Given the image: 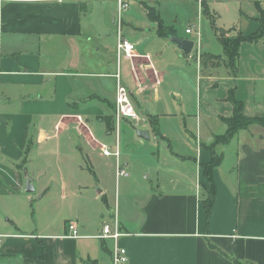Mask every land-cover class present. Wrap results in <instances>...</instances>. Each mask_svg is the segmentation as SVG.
Returning <instances> with one entry per match:
<instances>
[{
    "label": "crops",
    "instance_id": "1",
    "mask_svg": "<svg viewBox=\"0 0 264 264\" xmlns=\"http://www.w3.org/2000/svg\"><path fill=\"white\" fill-rule=\"evenodd\" d=\"M99 1L113 4L112 12L90 19L86 3ZM183 1L197 2L203 46L195 57L171 41H191L193 33L168 34L157 17L149 32L123 22L122 34L136 53L150 56V62L135 60L136 73L121 61L148 141L137 136L132 120H115L116 1L0 2V264H112L116 242L98 236L114 219L127 264H264V125L215 145L234 114L231 93L245 118L264 120V0ZM207 1L227 6L229 21L213 25V36L203 28ZM220 34L242 37L234 68L225 66ZM101 79L114 83L113 102ZM124 128L133 130L125 145ZM103 147L119 156H105ZM214 156L220 164L213 170L215 203L207 219L203 201L211 186L203 167ZM119 168L142 169L146 179L155 174V182L138 186L129 173L120 177L116 214L107 218L105 183L112 171L119 180ZM28 180L33 193L26 191ZM54 188L60 195L49 202L62 203L65 213L59 227L40 214ZM30 210L31 223L25 220ZM71 222L77 239L67 237Z\"/></svg>",
    "mask_w": 264,
    "mask_h": 264
},
{
    "label": "rangeland",
    "instance_id": "2",
    "mask_svg": "<svg viewBox=\"0 0 264 264\" xmlns=\"http://www.w3.org/2000/svg\"><path fill=\"white\" fill-rule=\"evenodd\" d=\"M130 7L128 9L129 13V17L127 16V12L123 13V22L125 24H129V26L131 25H135L138 28H142V30H144L145 32H149V30L153 31L156 30L154 29L155 26V18H161L163 19L165 26L167 27V33L170 34L171 30L173 29L174 31L172 32V34H177V36H186V30H191L192 31V35H191V41L194 43V49L192 51V53L190 54L191 56L196 55L197 51L201 50L202 48V44L198 41L197 36L199 33V26H198V21H200V16H199V12H198V8H197V2H188V1H175V0H139V1H131L129 2ZM87 10L86 14L90 15L89 18L91 19L92 16H97L99 13L101 15V17H107L111 14L112 9H113V4L111 5L109 1H99V2H87ZM206 6V10L208 12V10H211V14L213 15V17H208L206 18V15H203V22H204V32L206 34V36H213V25L215 27H222L224 26V24H226L229 21V18L226 16V3L225 2H210L207 1L205 3ZM174 22H177L176 24ZM125 27H127V25H125ZM110 37L112 38V42L113 39L115 38V30L114 27L111 26L110 27ZM130 28V27H129ZM157 28V27H156ZM152 37L151 34L147 35ZM226 37V36H225ZM236 37H233V39ZM201 46V47H200ZM213 46V45H211ZM153 47H158L155 46V44L153 45ZM127 68L125 69V64L123 65V76H125V71L127 72ZM123 83L126 85V87H131V84H133V82H131V80L129 79L128 81H125L123 79ZM101 83L102 84H106V93H107V99L111 102H113L111 95L114 92V83L111 80H105V79H101ZM105 86V85H104ZM133 102L136 105V102L134 101L133 98ZM138 106V105H137ZM139 109L141 110V108H144L143 112L145 115H148V110L146 108V106L139 101ZM140 110L139 113H140ZM135 129L140 130L139 128L141 127L140 125L137 127L134 124L132 125ZM131 128V126H129ZM130 128H124L123 130V144L125 145L126 143V136L129 135H133L132 131L130 130ZM142 128V127H141ZM150 130V129H149ZM102 134L104 136H106V132L103 130L102 127ZM151 135H154V131L151 129L150 130ZM135 134V131H134ZM129 141V140H128ZM110 144H109V148L112 149L114 151L115 148V142H114V137H112L110 139ZM146 143L145 146L146 148L149 146V148L151 147V145H153V142L149 141V142H144ZM133 150L137 149L136 146H130ZM146 149L147 151L150 149ZM125 149V148H124ZM145 149L140 150V152H147ZM113 160V159H112ZM114 163V161H113ZM86 166V164L84 165ZM83 166V167H84ZM86 169V168H85ZM87 170V169H86ZM126 171V170H125ZM127 173H129L130 175V180L134 183V185H146L149 186L151 185L153 182H155V174H152V178L151 179H146L145 175L142 176V169H132L131 168H127ZM88 175V174H87ZM120 177L123 176H119L118 178L119 180H116L115 174L112 172H110L107 175V179H106V183L105 185L108 188V192H109V199L110 201L108 202V206L106 204L104 205L105 208V213L107 214V218H109V215H115L116 214V202L114 199V195H115V188H116V184H118V182L120 181ZM123 178H121L122 180ZM100 190V188L96 189L95 191L98 192ZM37 192H40V190H38ZM121 193H123V191H121ZM59 190L57 191L55 188L50 192L49 195H47L43 201L41 202V205L46 204L47 202H49V199H52L53 201H56L59 197ZM42 196V195H41ZM121 200H122V196H121ZM58 205H54L53 202H49L47 206H45L44 208H41V212L40 214H45L44 216H47L48 218H46V221H48V219L54 220L55 221V226L59 227L64 225L65 219H64V210L62 207V203H57ZM34 219V214L32 212V210H30V212L26 215L25 220L27 222H32ZM112 222V221H111Z\"/></svg>",
    "mask_w": 264,
    "mask_h": 264
},
{
    "label": "built area",
    "instance_id": "3",
    "mask_svg": "<svg viewBox=\"0 0 264 264\" xmlns=\"http://www.w3.org/2000/svg\"><path fill=\"white\" fill-rule=\"evenodd\" d=\"M6 1V0H0ZM118 4L117 16L114 19V24L118 30L117 36V45H116V55H117V70L113 75L116 82V90H115V120L119 123L122 119H130L134 122L135 126H139L141 124V119L137 114V108L133 102L132 94L130 90L125 86L122 79L121 73V61L126 60L131 63V69L133 73L138 71V66L135 63L136 59H145L150 62V56H140L136 53L137 49L135 44L127 40L122 34L123 28V13L128 11L130 4L129 2L132 0H114ZM187 34H191V30H186ZM201 35L198 33V41L200 42ZM138 81V80H137ZM138 88H142L141 84H138ZM78 120L82 123L81 117H78ZM103 154L105 156H119V152L111 153L108 148L103 147ZM119 176H128V173L124 169L118 170ZM68 234L67 237L77 239L80 237L77 224L75 222H71L68 224ZM123 236V234L119 231L118 221L114 219L112 224H105L103 227L102 234L98 236L100 239H112L116 242V246L114 252L112 254V264H127L128 256L126 249L117 245L118 239Z\"/></svg>",
    "mask_w": 264,
    "mask_h": 264
},
{
    "label": "trees",
    "instance_id": "4",
    "mask_svg": "<svg viewBox=\"0 0 264 264\" xmlns=\"http://www.w3.org/2000/svg\"><path fill=\"white\" fill-rule=\"evenodd\" d=\"M203 14L207 16L208 12L206 10H203ZM218 39L221 42L225 51V56H226L225 66L234 68L238 57L237 47L238 44L242 41V37L238 36L233 39L232 37H227V36L225 37L224 34H220ZM229 101L234 106V114L232 118L225 120V123L228 126L227 132L224 136L217 138L215 145L228 143L239 130L246 129L253 124L258 123L264 125V120L245 118L242 113V105L239 104L237 101H235L232 93L229 95ZM219 164H220V158L214 156L212 161L208 165H205L203 167L204 176L211 186V189L207 191L206 199L203 201V205L206 210L207 219H209L212 208L215 203L216 189L213 183V170ZM236 264H240V263L237 262Z\"/></svg>",
    "mask_w": 264,
    "mask_h": 264
},
{
    "label": "water",
    "instance_id": "5",
    "mask_svg": "<svg viewBox=\"0 0 264 264\" xmlns=\"http://www.w3.org/2000/svg\"><path fill=\"white\" fill-rule=\"evenodd\" d=\"M172 43L177 45L178 49L183 52L185 55H190L194 49V43L190 40H183L179 38H172L171 39ZM137 136L143 140H149V132L147 131H142V130H137ZM26 191L27 193H33L34 188L32 186V182L30 180L27 181L26 183Z\"/></svg>",
    "mask_w": 264,
    "mask_h": 264
}]
</instances>
